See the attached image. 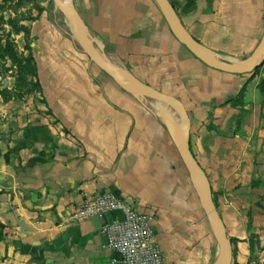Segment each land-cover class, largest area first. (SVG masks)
<instances>
[{
    "label": "crops",
    "instance_id": "0c3cea01",
    "mask_svg": "<svg viewBox=\"0 0 264 264\" xmlns=\"http://www.w3.org/2000/svg\"><path fill=\"white\" fill-rule=\"evenodd\" d=\"M70 1L103 59L182 103L191 153L233 242L232 264H247L242 214L255 191L247 172L264 150L251 136L262 138L264 129L250 128L227 151L225 139L206 125L210 116L214 124L226 113L232 118L243 94L248 116L264 121L252 75L221 73L198 61L175 40L154 0ZM168 1L188 34L220 61L241 63L263 36L264 0ZM32 26L38 95L50 123L14 142L0 140V264H119L100 232L119 213L73 219L86 200L106 192L150 217L163 264L214 262L210 225L148 100L119 88L45 14Z\"/></svg>",
    "mask_w": 264,
    "mask_h": 264
},
{
    "label": "rangeland",
    "instance_id": "374dc122",
    "mask_svg": "<svg viewBox=\"0 0 264 264\" xmlns=\"http://www.w3.org/2000/svg\"><path fill=\"white\" fill-rule=\"evenodd\" d=\"M40 14L46 15L56 32L65 34L72 39L77 48H80L70 22L51 0H0V140L14 142L30 128L42 130L50 123L47 120V112L41 108L42 101L38 95L34 58L30 59L29 55L30 52L32 53V25ZM254 73L251 77L256 83L255 94L258 96L256 108L260 106L263 111L264 60ZM243 98L244 94L233 103L236 113L232 118L226 113L219 124H214L211 116L208 118L206 127L225 139L222 145L227 151L237 148L239 145L235 142L236 137L243 138L250 128L255 129L257 126L258 129H264V121H260L261 118L256 123L248 116L249 110L243 109L245 106ZM149 108L156 114L151 107ZM156 115L163 124L164 119ZM170 118L178 124L175 114ZM251 140L252 143H263L261 147L264 146V136L261 138L258 134H253ZM260 151L262 156L260 157L259 153L252 159L253 172L251 173L250 167L247 172L248 176L254 177L251 184L254 185L256 192H251V195L244 199L247 203L242 214L246 218L247 238L250 243L247 264H264V150ZM212 199L215 200L214 206L217 210L216 199L215 197ZM230 244L232 249L233 242L230 241ZM212 262L211 258L207 264Z\"/></svg>",
    "mask_w": 264,
    "mask_h": 264
},
{
    "label": "water",
    "instance_id": "95a60500",
    "mask_svg": "<svg viewBox=\"0 0 264 264\" xmlns=\"http://www.w3.org/2000/svg\"><path fill=\"white\" fill-rule=\"evenodd\" d=\"M51 1L68 18L78 46L93 65L107 75L124 92L142 99L155 101L173 111L177 117L178 124L174 123L171 119H164L163 126L188 175L190 185L210 225L214 241L218 247L217 258L212 264H232L230 240L227 237L225 226L214 206L210 183L190 150V120L182 103L142 83L128 72L113 68L91 45L86 36L85 26L75 11L69 8L63 0ZM154 2L158 6L175 40L208 68L229 75H252L264 60V14L263 36L258 46L241 63H228L220 61L208 53L188 34L168 0H154Z\"/></svg>",
    "mask_w": 264,
    "mask_h": 264
},
{
    "label": "built area",
    "instance_id": "2783aa9c",
    "mask_svg": "<svg viewBox=\"0 0 264 264\" xmlns=\"http://www.w3.org/2000/svg\"><path fill=\"white\" fill-rule=\"evenodd\" d=\"M119 217L102 225L106 247L115 253L119 264H163V257L150 217L113 193L106 192L86 200L73 219L83 221L107 213Z\"/></svg>",
    "mask_w": 264,
    "mask_h": 264
},
{
    "label": "bare ground",
    "instance_id": "6f19581e",
    "mask_svg": "<svg viewBox=\"0 0 264 264\" xmlns=\"http://www.w3.org/2000/svg\"><path fill=\"white\" fill-rule=\"evenodd\" d=\"M63 1L69 8H71V1L70 0H63ZM67 20H68V18H67ZM147 104L149 107L152 108V110H154L156 112V114H158L163 119H171L170 117H172L174 115L173 111L170 108H168V107H166L160 103L148 100Z\"/></svg>",
    "mask_w": 264,
    "mask_h": 264
},
{
    "label": "trees",
    "instance_id": "16d2710c",
    "mask_svg": "<svg viewBox=\"0 0 264 264\" xmlns=\"http://www.w3.org/2000/svg\"><path fill=\"white\" fill-rule=\"evenodd\" d=\"M29 55H30V59H32L33 60V55H32V53L30 52L29 53ZM256 73V72H255ZM254 73V74H255ZM254 74L252 75V76H254ZM263 85H264V83H263ZM233 99H227L226 101H225V103H228V102H231ZM236 100H238V99H236ZM213 202H214V204H215V200H213Z\"/></svg>",
    "mask_w": 264,
    "mask_h": 264
}]
</instances>
